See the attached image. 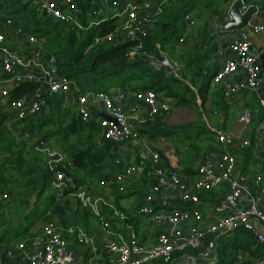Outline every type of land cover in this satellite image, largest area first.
<instances>
[{
	"label": "built area",
	"instance_id": "obj_1",
	"mask_svg": "<svg viewBox=\"0 0 264 264\" xmlns=\"http://www.w3.org/2000/svg\"><path fill=\"white\" fill-rule=\"evenodd\" d=\"M264 2V0H262ZM33 5L46 17L59 23L66 31H88L108 20L116 19V28L104 37H93V45H116L124 41H138L130 47L127 59L133 61L143 52L139 39L151 30L153 18L158 16L168 0H89L90 11L87 25L82 23L83 11L74 0H32ZM248 6L242 4L240 12L244 13ZM0 31V67L5 77L0 79V103L4 111L13 120L20 123L36 116L46 108V101L40 96H57L70 90L76 93V113L84 123L94 119L102 130L103 138L117 146V155L111 164L117 167V172L111 177L99 180L97 185L106 191L124 192L125 185L135 176H144L150 184V194L137 207L135 214L143 216L155 225H168L167 231L161 232L152 247L145 246L134 227L128 222V217L113 204L102 197L90 195L85 187L76 186L65 174L64 169L71 168L67 158L50 148L46 143L36 140L29 142L28 133L17 130L15 138L29 142L33 152L47 159L46 166L52 173L51 191L56 198L66 195L75 199L74 209L89 212L97 221L103 238L89 235L81 226L64 227L57 221H49L43 226L35 225L28 236L15 243L14 248L4 243L0 244V264H17L16 256L23 255L28 264H149L160 260L164 264H217L216 245L218 238L237 229L250 233L256 243L264 248V174L243 173L237 166L235 156L227 147L237 145L240 152L251 148L250 139L218 130L207 123L211 137L215 140V150L200 160L197 165L195 181L189 183L183 180L177 170L166 169L161 164L158 152L142 147L138 153L130 152L122 156L120 152L127 143L140 141V134L131 123V113L137 111L131 106L127 111L121 103L126 98L122 88L108 91L82 92L76 82L59 74L57 59L54 55H46V42L26 33L12 18L8 17L1 23ZM264 36V21L253 23L248 21L229 42L228 50L231 58L222 61L212 83L222 84V94L226 99L239 93L257 92L264 86V73L260 65V56H264V41L260 47L254 46L249 33ZM12 34L24 41L27 53L20 54L11 49L7 43V35ZM182 41V40H180ZM161 56V52H160ZM154 59L152 56H148ZM157 68L168 69V74L179 78L181 66L167 56L155 60ZM242 73L239 82H231V77ZM32 82L37 88L30 99H9V91L18 83ZM158 94L152 91H138L134 98L144 103L148 108L147 117L153 118L158 113L167 114L170 111L166 102L157 101ZM115 98V100H114ZM117 103H116V102ZM88 104L99 105L106 118L91 114ZM258 110L261 119L256 127L264 143V98L257 97ZM220 115V112L214 113ZM7 116V118H8ZM252 112L243 109L238 117V123L245 131L251 124ZM264 154V149H263ZM56 157H58L56 159ZM223 187L224 196L219 203L210 207L213 215H218L216 221L200 228L203 217L196 209L175 210L164 208L155 210L148 204L153 194L173 192L171 200L182 203H199V195ZM1 200H7L6 193L0 194ZM166 201L167 197L162 198ZM111 218L122 226L117 232ZM190 223L186 230L182 226ZM78 245L88 257L84 262L72 249ZM204 251L194 257L174 259L173 252L185 249ZM264 264V256L259 259L250 257L248 253L239 252L232 264Z\"/></svg>",
	"mask_w": 264,
	"mask_h": 264
},
{
	"label": "trees",
	"instance_id": "obj_2",
	"mask_svg": "<svg viewBox=\"0 0 264 264\" xmlns=\"http://www.w3.org/2000/svg\"><path fill=\"white\" fill-rule=\"evenodd\" d=\"M6 1L0 0V11L4 12L5 18H12L15 25L19 22L26 33L38 38H48L49 46L46 45L45 56L54 55L57 59L59 74L75 81L84 93L107 91L113 86L120 87L122 90L127 88L132 92L152 91L173 98L176 105H185L193 109L195 95L191 86L197 88L201 96V93H205L209 88L218 71L214 68V63L209 62L211 56L217 52L218 40L209 35V27L205 26L206 23L202 25L199 23L193 27L189 17L193 14L192 16L196 19L201 18L200 14L194 11L201 7L199 4L203 0H168L167 5L158 15L155 27L139 39L143 45V53L133 61L128 60L126 55L134 42L138 41H124L116 45L106 43L93 45L94 36L104 37L115 30L116 19L91 27L86 32L66 31L59 23L37 10L35 7L38 6L33 5L32 0H25L24 3H21V0H9L12 1L11 3ZM74 1L84 13L82 23L87 25L90 21L87 17L90 11L89 0ZM207 7L206 4L202 8ZM219 33L230 36L233 32ZM192 40L194 41L192 46L188 47ZM161 49L167 52L173 62L183 61L185 68L183 71V66L180 68V78L168 74L166 68L155 70L150 64L148 56H153L156 60L160 59ZM188 49H192L193 52L189 53ZM37 86L32 82L18 83L9 91V99H30ZM40 97L45 99L47 110L27 119L21 127V134L28 133L29 142L33 140L37 143L44 142L63 154L72 164L71 168L64 169L65 174L73 178L76 186L86 184L90 179L100 180L106 177L102 169H106V164L115 159L117 146L115 147L110 141H104L100 145L95 137L98 127L95 120L82 122L76 113H70L62 107L60 97L48 94ZM6 117L7 113L3 107H0V191L2 194L6 191L10 192L12 199L26 205L29 203L21 199L22 190L29 187L36 189L35 199L17 222L18 227L26 224L20 229L21 234H25L31 225L40 220L57 221L64 227L81 225L82 220H79V215L82 212L74 209L70 200L66 197L56 198L53 193L47 194V192L51 194L52 181V173L46 166L47 159L33 152L30 146L27 148L29 142L12 136L17 127L14 125L13 130L9 131L5 124ZM164 117V113H158L153 118L148 117L149 122L138 129L139 134L149 138L161 136L176 143L182 157L189 160L197 155L199 150L206 151L205 154L215 150L209 145L208 148H201L195 143L197 137L193 135L192 125L170 127L164 124ZM248 155L249 152L246 157ZM10 172H13L15 179L4 175ZM9 184L15 185L17 193L9 191L11 189ZM57 200H61L63 207ZM183 204L187 205L179 207L181 209L170 208L194 209L190 207L193 205L191 203ZM85 212L83 215L87 217ZM1 218L2 216L0 220ZM228 234L221 236L222 239L217 244V264H232L238 251L251 253L252 247L255 249L256 256L263 253L264 248L258 245L247 231L237 229ZM10 241H12L10 238L6 240L7 243ZM202 251L204 246L200 251L192 249L175 251L172 256L173 258L186 255L197 256ZM154 264L164 263L157 260Z\"/></svg>",
	"mask_w": 264,
	"mask_h": 264
},
{
	"label": "crops",
	"instance_id": "obj_3",
	"mask_svg": "<svg viewBox=\"0 0 264 264\" xmlns=\"http://www.w3.org/2000/svg\"><path fill=\"white\" fill-rule=\"evenodd\" d=\"M235 1L237 0H203L202 3L199 4L201 7L197 4L198 7L200 8L194 11V13L198 12L201 18L196 19L195 17L192 16L193 14L189 16L192 26L196 27L199 23L201 25L203 23H206L205 26L207 25V27H209V35H212L214 37L215 35L210 32V29L211 31L214 32L213 28L215 29L218 28L217 30L219 32L224 33L221 31V27L231 20L230 16L228 15V11L230 10L232 4ZM243 1H245V5H247L248 7L257 8L256 13L252 15L250 21H252L253 23H260L264 21V2L262 0H243ZM206 4L208 7L206 9H203L202 7L205 6ZM157 20H158V16L153 18V22H152L153 24L151 30L155 27ZM1 30L2 29H0V31ZM238 31L233 32L230 36H223L220 33L218 34V38H216L218 40L217 42H219L217 52H215L214 56H211L209 60V62L214 63L213 66L214 68H216V70H218L222 61L232 57V54L228 50V46H226V48L223 49V45L224 44L228 45L231 39L233 38V36H235ZM225 33H229V32H225ZM249 38L256 47H260L264 41V36L262 34H256L250 32ZM193 42L194 41L192 40V42L188 47L192 46ZM7 43L9 44L12 50L17 51L23 55L27 53L26 47L24 45V41L21 38L9 34L7 35ZM188 51L189 53L193 52L192 49H188ZM160 52H161V56L169 57L167 52L164 51L163 49H161ZM178 64L181 67L183 66L182 68L183 71V69L185 68L183 61L178 62ZM151 65L155 70H158L155 62L151 63ZM4 77H5L4 72L1 70L0 67V79ZM242 78L243 75L242 73L239 72L233 75L230 80L231 82L237 83L241 81ZM115 88H120V87L113 86L107 89V91L111 93L112 90ZM79 89L81 90L80 87ZM191 89L195 95V99H194L195 107H193L192 110L196 112L198 118L191 123H183L177 125L170 124L169 122L171 119H169L170 117L169 115L170 112H172L171 107H173V105L176 106V108H182V107H187L189 109L191 108L185 105H176V102L173 98L166 97L165 94L159 93L157 97V101L166 102L170 108L169 113L164 114L165 115L163 121L164 124L170 127H181L182 125H192L194 127V131H192L193 135L197 137L195 143L199 145L201 148H208L209 145V147H212L213 149L215 140L211 137L210 133L207 132L209 131V129L207 127V124H205L204 122V117H207L208 125L218 130H221L225 133L235 135L237 137L240 136L241 138L243 137L249 138L251 142V148L247 149L245 152L243 153L240 152L237 149L236 144L228 146L227 150L235 156L237 166L243 173L264 174V154H263L264 143L260 135L256 132V127L261 119V115L258 110L257 97L258 95H260V97L264 98V86L258 91V93L244 92V93H239L238 95L228 99L223 97L222 84L214 85L211 82L209 88H207L205 93H201V96L199 95L197 88L191 86ZM124 90L126 91V98L121 103V105L127 111L130 109L131 106L137 107V111L131 113V123L138 130L147 122H149L147 117L148 108L144 103L137 102L135 100L134 95L136 92H132L127 88H125ZM57 96L62 99L61 105L64 109L70 111V113H76L77 103H76V93L74 90H70L65 94H60ZM0 107L4 108V106L1 103H0ZM88 108L93 116L95 117L100 116L102 118H106V115L103 114V110L99 105L93 106L91 104H88ZM243 109H249L252 112L251 124L245 131L242 130L241 125L238 123V117L240 116ZM44 110L46 111L47 108H45ZM217 112H220V115L214 114ZM9 123L17 127L16 131L17 130L22 131L21 127L25 123V121L18 123L15 120H13L12 115L9 113V116L8 118L6 117V121H5L6 126ZM16 131L12 133V136L14 138ZM95 135H96L95 136L96 140L100 145H102L103 142L106 141L103 138L102 130L99 129L98 127ZM140 136H141L140 141L135 143H127L125 148L120 152V154L122 156H126L130 152L138 153L143 146L150 150H154L160 154L161 164L164 166V168L177 170L180 173L183 180L189 183L195 181V178L197 176L196 168L200 160L212 153V152H207V154H205L206 151L199 150L197 152L198 154L194 155V157L189 160L182 157L176 143L170 142L166 138H163L161 136H158L156 138H149L143 135ZM247 152H249L248 157H246ZM116 155L117 152L115 151V156ZM106 165H107L106 169H102V172L103 174L106 175V177H103L100 180L105 179L107 177H111L114 174H116L117 167L113 166L111 163H107ZM68 177L73 181V178L71 176ZM98 181L99 180L90 179L87 180L86 184L80 186L85 187L87 191L90 193V195L94 197L104 198L107 202L113 204L118 210L123 212L128 217V222L134 227L135 231L139 235L140 241L145 246L152 247L153 245H155L157 236L161 232L167 231L169 229V226L155 225L150 221V219L143 216H137L135 214V211L139 206V204L143 203L145 201L146 196L150 194V184L147 181V179L144 176L133 177L129 182L126 183L125 190L124 192L121 193L117 191H106L104 189L99 188L97 185ZM224 193H225V189L223 187L213 190L212 192L209 193L208 192L201 193L199 195V200H200L199 203L197 205L190 206L198 210L203 217V222L200 226L201 229L206 228L214 221H216V219L218 218V215L212 214V212L210 211V207L216 203H219L222 200ZM211 195H215L216 197L213 198ZM163 196L167 197L166 201L162 199ZM171 196H173V192L171 191L153 194L152 200L148 202V204L151 205L155 210H161L164 208L169 209L170 207L179 208L187 205L181 202L179 203L177 200H171L170 199ZM64 197H66L68 200L74 199L73 197L68 195L63 196V198ZM73 202L75 203V199L73 200ZM2 203H6V201H3ZM74 203L72 204V206L74 205ZM1 212L7 215V217L5 222L3 221L0 224V244L4 243L6 245L11 246V248L13 249L15 243L20 242L23 238L28 236L29 231L34 229L37 223L31 225L28 231L25 232V234L23 233L21 234L22 230L20 231V229L26 224L21 227H18L16 225L17 222L23 217V215H18L17 219L13 220L9 218L7 212H4L2 210H0V216H2ZM83 213L84 212H82L79 215V220H82V222L81 225L78 226L84 227L89 235L95 236L97 238H103V233L100 230V226L95 220V218L88 212H85L87 213V217H85ZM111 221L114 229L117 232H120L122 229L121 224L114 218H111ZM189 224L190 223L183 225L182 230H186ZM9 238L12 239V241L7 243L6 240ZM221 239H222L221 237L218 238L217 244ZM72 249L76 252L79 258L84 260V262L87 260L88 257L87 253L83 252V250L80 249L78 245L75 244L72 247ZM254 251L255 249L254 247H252L251 253H248L247 251H244V253L245 252L248 253L250 257L254 259H259L264 256V251L260 256H256L254 254ZM239 252H243V251H238L237 253ZM216 253H217V249H216ZM187 256L194 257L190 255L180 256V257L185 258ZM180 257L176 256L174 257V259L176 260ZM15 262L17 264H28L26 262L25 257L23 255H20L19 253L16 256ZM149 264H154V262H151ZM240 264H246V263L243 262Z\"/></svg>",
	"mask_w": 264,
	"mask_h": 264
},
{
	"label": "rangeland",
	"instance_id": "obj_4",
	"mask_svg": "<svg viewBox=\"0 0 264 264\" xmlns=\"http://www.w3.org/2000/svg\"><path fill=\"white\" fill-rule=\"evenodd\" d=\"M6 2L11 3L12 1L7 0ZM24 2H26V1L25 0H21V3H24ZM3 13L4 12H1L0 11V25H1V21L4 22L5 19L7 18V17L5 18V15ZM3 17H4V20H3ZM1 18H2V20H1ZM213 29H214V32L211 31V29H210V32L212 34H214L216 38H218V34H219V31L217 30L218 28L217 29L213 28ZM44 40L46 42V45L49 46V39L46 38V37H44ZM187 43H189V41ZM157 59L159 60V58H157ZM155 60L156 59H150V64L153 63V62H155ZM171 109H172V112H170V115H169L170 116L169 119H171V120H170L169 123L172 124V125L183 124V123H191V122H194L198 118L196 112L193 111L192 109L187 108V107L176 108V106L173 105V107H171ZM171 115H172V117H171ZM13 128H14V125L13 124L9 123L7 125V129L9 131L10 130H13ZM28 146H29V143L27 144V148H29ZM4 175L5 176L12 177V178L15 179V177L13 175V172H10L8 174L5 173ZM9 185L11 187V189H9V191H12V193L15 192L16 191L15 185H13V184H9ZM0 190H1V187H0ZM35 192H36L35 187H32V188L29 187L26 190H22V192H21V199L24 202H28L30 204L35 199ZM5 193L8 196H10V197H8L10 200H1V198H0V201H1L0 202V207H1V210L4 211V212H7L10 219H13V220L15 219L16 220L18 215H22V213H24L26 211V209L28 208V205L29 204L23 205L20 202L17 203L15 199H12L11 198L10 192L6 191ZM15 193H17V192H15ZM50 193L51 194H49V192H47L48 195H52V191ZM0 194H2L1 191H0ZM73 200L74 199H71L70 200V203L71 204L74 203ZM3 201H6V203H2ZM57 202L59 204L61 203L60 200L59 201L57 200ZM60 205H61V207H63V203H61ZM46 216H48V215H46ZM6 217H7V215H5V214L2 213V220H0V223L3 222V220L6 219ZM47 222H49V221L40 220V221L37 222V224H38V226H43Z\"/></svg>",
	"mask_w": 264,
	"mask_h": 264
},
{
	"label": "water",
	"instance_id": "obj_5",
	"mask_svg": "<svg viewBox=\"0 0 264 264\" xmlns=\"http://www.w3.org/2000/svg\"><path fill=\"white\" fill-rule=\"evenodd\" d=\"M244 3L245 1L243 0H237L232 4L230 10L228 11V15L230 16L231 20L221 27L222 32L232 33L241 30L246 26L247 22L251 20V17L256 13L257 8L248 7V9L244 13H241L240 8ZM226 46L227 45L224 44L223 49H225ZM260 65L262 68L261 71L262 73H264V56H260ZM57 158L58 157H56V159ZM65 195L66 192H64L63 196Z\"/></svg>",
	"mask_w": 264,
	"mask_h": 264
}]
</instances>
